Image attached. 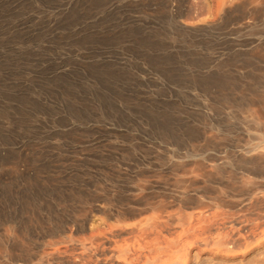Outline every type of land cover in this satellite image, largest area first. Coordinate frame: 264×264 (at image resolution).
Wrapping results in <instances>:
<instances>
[{
    "label": "rangeland",
    "instance_id": "1",
    "mask_svg": "<svg viewBox=\"0 0 264 264\" xmlns=\"http://www.w3.org/2000/svg\"><path fill=\"white\" fill-rule=\"evenodd\" d=\"M215 2L0 0V264H33L28 253L46 232L60 240L56 264H104L94 236L107 232L130 198L204 197L239 181L238 173L183 174L173 163L187 166L192 148L195 159L220 163L228 146L189 134L197 127L218 140L223 118L236 126L238 110L221 107L230 97L264 103V22L252 44L247 16L240 28L228 19L223 50L216 30L197 37L180 28L196 22V9L199 18L212 14ZM242 6L234 1L228 11ZM222 65L235 76L209 114L207 79L198 77ZM215 90L207 91L218 96ZM237 133L227 139L235 142ZM93 201L101 213L87 216ZM185 212L166 209L161 221L173 226ZM263 242L264 235L229 253L192 246L188 264L228 263L226 256L230 264H264Z\"/></svg>",
    "mask_w": 264,
    "mask_h": 264
},
{
    "label": "bare ground",
    "instance_id": "2",
    "mask_svg": "<svg viewBox=\"0 0 264 264\" xmlns=\"http://www.w3.org/2000/svg\"><path fill=\"white\" fill-rule=\"evenodd\" d=\"M171 1L166 0L167 4H171ZM234 1H241L244 6L240 11L236 9L230 13L228 9ZM172 6H169L170 9ZM195 13L192 20L195 19L196 22L191 26L182 24L180 28L197 37L214 34L216 30V43L220 50L227 45L222 25L228 23L229 19L240 28L244 15L250 20L246 28L254 37L251 39L252 44L261 41L256 37L258 33L255 30L257 22H264V0H216L215 9L209 16L199 18L197 9ZM229 45L231 50L236 48L233 43ZM203 75L207 79V83L203 85L204 92L212 104H204V110L209 114H216L218 108L213 106L215 100L218 97L219 100L226 99L224 81L235 75L223 65L215 69L204 67L198 78L202 79ZM212 80L214 82L210 83ZM212 88L216 89L218 96L208 94L207 90ZM229 99L230 102H222L221 107L238 110L239 123L236 126L231 119L223 118L220 126L225 133L218 140L207 136L197 127L196 131L189 134L190 140L195 142H208L209 139L208 143L217 142L220 146H228V151L218 159L220 163L213 158L195 159L199 155L195 148L191 149L193 158L187 166L180 160L173 163L179 169L182 167L180 171L183 174L203 171L216 176L226 174L232 177L238 173L239 181L230 179L229 187L204 191V197H177L172 192L161 191L140 200L130 198L128 205L126 204L128 209L116 211V222L108 226L107 232L94 236L99 253L106 258L104 264H188V249L192 246L220 249L229 253L250 247L264 235V103L253 100L245 102L237 97ZM165 126H168L167 121ZM234 128L238 133L235 142H232L227 139V135ZM185 166L189 168L184 170ZM174 207L187 212L179 214L175 218V224L169 226L161 221V213ZM91 213H101L95 201L90 204L85 215ZM143 213L149 214L141 216ZM129 219L133 221L126 222ZM80 229H83V225ZM40 234L44 236L40 237ZM37 235L38 242L28 253L33 264H56V260L61 258L58 248L60 240H56L57 237L52 232ZM44 237L47 239L40 242ZM44 248L50 251L42 252ZM15 251L13 246H3V252L9 258L16 256ZM226 257L229 259L228 263L217 264H230V257ZM243 264H262V260H250Z\"/></svg>",
    "mask_w": 264,
    "mask_h": 264
}]
</instances>
